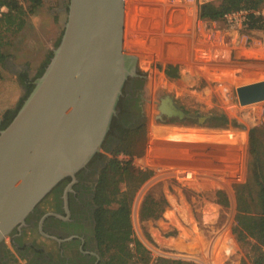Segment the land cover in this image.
Instances as JSON below:
<instances>
[{
  "label": "rangeland",
  "instance_id": "1",
  "mask_svg": "<svg viewBox=\"0 0 264 264\" xmlns=\"http://www.w3.org/2000/svg\"><path fill=\"white\" fill-rule=\"evenodd\" d=\"M61 7L60 0H43L35 12L26 15L24 27L8 36L9 44L3 48L6 57L1 65L0 117L18 105L26 92V84L55 47L66 17L59 11ZM187 9L165 0L123 2L122 46L134 49L138 72L146 75L142 88L148 97L145 96L144 101L145 121L141 123L146 143L142 156L118 153L116 158L119 161L131 158L134 167L152 170L151 177L134 195L131 223L134 235L149 250L152 259H176L190 264H250L252 241L239 243L231 230L235 213L233 187L248 176L251 128L264 155V112L261 110L264 100L240 105L236 88L263 80L264 64L236 66L231 63L238 57H231L227 49L222 53L202 35H194L193 25L190 27L194 12ZM0 10L5 11V8ZM260 11L264 16V4ZM206 24L216 30L217 35L228 28L223 19ZM237 31L248 37L247 44L251 46L246 52L252 51L253 55L247 53L246 59H264V46L256 42H263V30ZM204 53L207 56H203ZM146 54L151 56L145 59ZM185 55H190V63ZM37 62L35 72L31 73V66ZM185 63L188 67H184ZM166 64L179 66L178 77H167L163 73L159 65ZM11 94L14 97L10 102ZM163 94L170 95L197 117L223 113L237 125L210 127L208 117L202 122L197 118L193 122L185 120L163 125L155 119L157 97ZM159 142L162 144L155 149ZM165 143L168 144L164 148ZM179 169L196 171L195 184L177 178L174 172ZM217 191L225 194L227 205L218 202L221 198ZM147 193L158 200L160 212L155 219L141 220L139 208ZM24 235L25 240L31 238L43 244V239L34 231ZM4 241L14 255L15 264H25L6 237ZM47 244L53 250L52 243Z\"/></svg>",
  "mask_w": 264,
  "mask_h": 264
},
{
  "label": "water",
  "instance_id": "2",
  "mask_svg": "<svg viewBox=\"0 0 264 264\" xmlns=\"http://www.w3.org/2000/svg\"><path fill=\"white\" fill-rule=\"evenodd\" d=\"M123 2L69 0L59 43L0 129V243L101 149L125 82L138 75L134 49L122 47ZM236 95L240 105L264 100V79L238 86ZM157 111L158 121L190 117L170 96Z\"/></svg>",
  "mask_w": 264,
  "mask_h": 264
},
{
  "label": "trees",
  "instance_id": "3",
  "mask_svg": "<svg viewBox=\"0 0 264 264\" xmlns=\"http://www.w3.org/2000/svg\"><path fill=\"white\" fill-rule=\"evenodd\" d=\"M43 0H0V79L1 65L6 57L3 48L9 44V35L18 33L26 23V15L41 6ZM264 0H216L198 6L197 17L206 21H220L224 13L245 9L248 11L245 27L248 30H264V16L260 9ZM62 33V32H61ZM61 36V35H60ZM60 37L55 43H59ZM52 52L42 62L36 75L26 84L24 97L12 110H6L0 121L3 129L11 121L23 100L32 90L35 78L40 76L47 65ZM167 77H178L179 66L159 65ZM193 122V120H191ZM115 120L112 118L110 128ZM207 123L210 127L236 126L234 119L223 113L212 112ZM145 130L143 124L126 128L122 131L118 145L107 158L98 178L94 212L95 236L103 258V264H190L176 259H152L149 250L134 235L131 223V205L138 188L151 177V169L134 167L131 158L119 161L118 153L142 156L145 150ZM248 176L243 183L234 185L235 213L232 233L235 239L244 244H251L250 264H264V155L261 152L255 130L248 134ZM195 174V173H194ZM195 179L191 182L195 184ZM219 203L227 205L223 192L217 191ZM158 200L147 193L139 208V218L155 219L159 216Z\"/></svg>",
  "mask_w": 264,
  "mask_h": 264
},
{
  "label": "flooded vegetation",
  "instance_id": "4",
  "mask_svg": "<svg viewBox=\"0 0 264 264\" xmlns=\"http://www.w3.org/2000/svg\"><path fill=\"white\" fill-rule=\"evenodd\" d=\"M60 2L62 7L59 11L66 15L69 0ZM145 76L138 72L137 76L128 78L125 82L123 95L113 117L115 122L109 129L101 149L75 173L74 179L70 176L61 179L25 218V225L20 230L14 228L6 237L9 246L25 264H103L95 236L96 186L107 158L118 145L122 131L145 121L144 101L145 96L148 97L142 88ZM165 96L170 95L157 97V105ZM172 100L175 106L190 117L177 119L162 115L163 121L160 123L173 125L170 123L197 119L196 115L178 105L173 98ZM31 231L43 239V244L31 238L25 240V232ZM44 241L52 243L53 250L49 249ZM15 262L14 255L3 240L0 243V264Z\"/></svg>",
  "mask_w": 264,
  "mask_h": 264
},
{
  "label": "built area",
  "instance_id": "5",
  "mask_svg": "<svg viewBox=\"0 0 264 264\" xmlns=\"http://www.w3.org/2000/svg\"><path fill=\"white\" fill-rule=\"evenodd\" d=\"M165 1L171 5H174V6H186V7L193 6L195 8V19H194V24H193L194 32L196 33V35L198 37H200V35H202L203 37H205L207 39L208 42L216 43V45L214 44L216 46V48H218L217 45L220 46L221 42L224 41L225 37L223 36L222 32H226L229 30L236 32V36H235L236 42L242 44L245 47H248V45H249V44H247L248 37L245 34L239 35L238 31H237V29L242 30V31H252V30L246 29V27H245V21H246L247 14H248L247 10L238 9L235 11H230V12L224 13L223 20L228 25V28L226 30H223L221 33L218 32L219 34L217 35L216 30L211 29L209 26H207L206 20H202V19H199L197 17V8L199 5L206 3V2H213L216 0H165ZM261 32L263 34V42L260 40H257L256 42H258L259 44H262L264 46V30ZM218 50L221 52V50H224V49L218 48ZM228 54H229V51H228ZM215 55L218 56L216 53H215ZM148 56H151V55H149V54L144 55L145 59H147ZM203 56H207V53H204ZM209 56H211V53L209 54ZM185 58H187L188 63H190V59H191L190 55H187V56L185 55ZM144 65L148 66V63L145 62ZM185 65L187 66V63H185ZM261 110L264 112V106L261 107ZM185 176H187V174H185Z\"/></svg>",
  "mask_w": 264,
  "mask_h": 264
},
{
  "label": "crops",
  "instance_id": "6",
  "mask_svg": "<svg viewBox=\"0 0 264 264\" xmlns=\"http://www.w3.org/2000/svg\"><path fill=\"white\" fill-rule=\"evenodd\" d=\"M34 23H36V21H34ZM35 25H37V24H35ZM236 32L235 31H226V32H222V34H223V36L225 37L224 38V41L223 42H221V45L219 46V45H217L218 46V48H221V49H227L228 51H229V55L231 56V57H233V58H237V60H232V62L231 63H234L236 66H240L241 64H244V65H254V66H260V64H264V59H262V60H260L259 58H253V59H246V57L248 56V54L249 55H253V53H251V52H246L247 50L249 51V50H251V46H248V47H245V46H243V45H241V44H239L238 42H236V40H235V36H236V34H235ZM194 35H196L195 33H194ZM197 36V35H196ZM195 36V37H196ZM198 37V36H197ZM211 43V42H210ZM213 45L215 44L216 45V43H212ZM211 44V45H212ZM212 45V46H213ZM214 45V46H215ZM193 52V51H192ZM248 53V54H247ZM37 59H38V57H37ZM231 59V58H230ZM241 59V60H240ZM227 60V59H226ZM35 65L34 66H31V73H34L35 72V70H36V68H37V66H38V62L37 63H34ZM234 65V66H235ZM235 66V67H236ZM184 67H187L186 65H184ZM250 68V67H249ZM254 69H257V68H251L250 70H254ZM245 70V69H244ZM13 94V93H12ZM12 94L11 95H9V99H10V102L13 100V97L14 96H12ZM13 95H15V94H13ZM191 142V141H190ZM211 142V141H210ZM206 143H209V141H207ZM162 144V143H161ZM160 142L159 143H157L156 145H155V149H157L160 145ZM168 143H165V144H163V146H164V148L166 147V145H167ZM159 162V161H158Z\"/></svg>",
  "mask_w": 264,
  "mask_h": 264
},
{
  "label": "bare ground",
  "instance_id": "7",
  "mask_svg": "<svg viewBox=\"0 0 264 264\" xmlns=\"http://www.w3.org/2000/svg\"><path fill=\"white\" fill-rule=\"evenodd\" d=\"M131 1V0H130ZM122 8H123V6H122ZM188 9L189 10H191V12L193 11L194 12V16H193V19L191 20V22H190V24H191V28H192V25L194 24V19H195V8L193 7V6H190V7H188ZM188 9H187V11H188ZM189 14H190V11L188 12ZM192 14V13H191ZM191 16V15H190ZM123 20V19H122ZM122 26H124L125 27V25H124V23H123V21H122ZM127 27V26H126ZM123 31V30H122ZM193 31V33H195L194 32V30H192ZM127 33H129V30L127 29ZM196 34V33H195ZM122 37L123 38H121V41L124 39V36H123V34H122ZM126 39V38H125ZM131 42V41H130ZM196 42V41H195ZM132 43V42H131ZM197 43V42H196ZM127 44H129V43H127ZM126 45V44H125ZM130 45V44H129ZM123 47V46H122ZM128 49V48H127ZM130 49H133V48H130ZM203 50V49H202ZM226 50H223V52H225ZM221 52H222V50H221ZM222 52V53H223ZM151 53V52H150ZM152 53H154V52H152ZM215 53H216V51H215ZM227 53H228V51H227ZM226 53V54H227ZM154 55H156V54H154ZM160 55V54H159ZM224 55H225V53H224ZM223 55V56H224ZM223 56H221V57H223ZM216 57V56H215ZM224 58V57H223ZM228 59V58H227ZM219 61V60H218ZM200 62V61H199ZM261 66V65H260ZM188 67V66H187ZM154 144L155 143H153V146H154ZM156 145V144H155ZM154 159H156V158H154ZM157 160V159H156ZM194 173H196V171H194V170H181V169H179V170H176L175 172H174V175H177V178H181V180H183V181H186V182H189V183H191L192 181H193V179L195 178V174ZM184 174V175H183ZM185 174H187V176H185ZM188 175H189V177H188ZM199 178V177H198Z\"/></svg>",
  "mask_w": 264,
  "mask_h": 264
}]
</instances>
